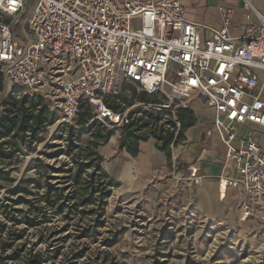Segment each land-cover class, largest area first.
Here are the masks:
<instances>
[{"label": "built area", "instance_id": "2783aa9c", "mask_svg": "<svg viewBox=\"0 0 264 264\" xmlns=\"http://www.w3.org/2000/svg\"><path fill=\"white\" fill-rule=\"evenodd\" d=\"M242 9L246 23L232 35L229 5L218 6L222 24L211 27L186 19L180 0H0V72L9 96H40L61 122L83 104L104 125L136 121L117 97L124 83L204 105L224 149L219 194L232 189L239 220L264 225V13L248 0ZM197 170L194 184L204 179Z\"/></svg>", "mask_w": 264, "mask_h": 264}, {"label": "rangeland", "instance_id": "374dc122", "mask_svg": "<svg viewBox=\"0 0 264 264\" xmlns=\"http://www.w3.org/2000/svg\"><path fill=\"white\" fill-rule=\"evenodd\" d=\"M8 88L0 72V119L11 117ZM140 93L124 83L117 96L134 107L135 118L149 111L139 104ZM152 99L167 105L158 125L174 137L180 131L177 110L194 115V124L165 148L149 136L133 155L121 146L123 127L91 120L84 107L70 122H61V113L47 107L54 121L35 141L0 139L7 141L0 144V153L7 154L0 158V167L7 164L0 173V264H28L33 255L40 264H264V225L240 221L234 201L226 204L230 196L214 202L215 188L188 179L206 139L218 141L211 133L212 111L195 102L183 107L161 95ZM106 131L112 134L104 143L94 137ZM69 143L77 148L56 156ZM86 154L113 185H100L98 172L90 177L92 167L74 178V159L80 162ZM211 157L209 151L203 162ZM30 178L33 182L24 184Z\"/></svg>", "mask_w": 264, "mask_h": 264}, {"label": "trees", "instance_id": "16d2710c", "mask_svg": "<svg viewBox=\"0 0 264 264\" xmlns=\"http://www.w3.org/2000/svg\"><path fill=\"white\" fill-rule=\"evenodd\" d=\"M156 95H148L144 92H141L139 95V100L143 103H157L156 101H152V97ZM151 98V99H150ZM8 102L10 106L12 107V110L6 109L11 114V117L0 119V139L7 137V138H13L18 139L20 141L25 140H32L35 141V137L37 133L41 130V128L44 125H47L51 122H53V115L49 112L47 105L44 103L43 99L40 96H33V97H22L21 99H14L13 97H8ZM2 103V100H0ZM6 104V103H5ZM84 109H88L87 105L83 104ZM114 108H117V105L113 104ZM89 110V109H88ZM86 113H89L88 115L91 116L90 110ZM145 118H137L136 121L130 123L129 125L123 127L125 131L124 135V141L121 146L126 147L127 150L132 153L133 155H136L138 151L137 144L140 140H146L149 136L154 137L157 140L161 141L160 148H165L166 145L171 143L172 141L178 142V138L180 134L182 133L183 129H187L188 127L192 126L194 124V115L191 110L189 109H178L177 110V118L178 122L180 124V131L177 135V137H174L173 132L167 131V129H163V124H160L161 121V114H163V111H156V110H149V111H143ZM170 122V121H167ZM5 123H7L5 125ZM79 124H83V120L79 121ZM111 131H106L103 134L100 133H94L95 138H99L101 142L107 141V139L111 136ZM68 142V141H67ZM1 145H7V141L0 142ZM77 148L76 145L69 143L67 146V149H62L60 151H57L56 156L59 152H65L71 154L73 149ZM96 154V153H95ZM93 154V156L95 155ZM7 154L6 152L0 153V158L4 159L6 158ZM83 158H80L81 161L78 162L76 158L74 159L78 169L75 173V177L79 176L80 173L84 171L85 168L92 167L93 172L90 175V177H93L96 172L99 173L101 182L100 185H113V182L109 179L107 173L102 170L100 165H98L96 162L94 163L92 159H90L89 155H83ZM82 160H85L86 162H83ZM74 164V163H72ZM7 164L3 167H0V173L6 172V170H3V168H6ZM50 168V167H49ZM52 169V168H50ZM33 179H27L24 181V184L32 183ZM51 191H59L57 189L58 187H55L54 185L46 184ZM57 199H60L61 197L56 194ZM36 221L27 220V223L30 225H36L34 223ZM18 235H15L14 237H17ZM10 258H14V256H10ZM28 264H40V260L36 258V255H33V258L30 259Z\"/></svg>", "mask_w": 264, "mask_h": 264}, {"label": "crops", "instance_id": "0c3cea01", "mask_svg": "<svg viewBox=\"0 0 264 264\" xmlns=\"http://www.w3.org/2000/svg\"><path fill=\"white\" fill-rule=\"evenodd\" d=\"M244 0H180L184 7V17L190 21H195L208 25L211 27H218L222 24V17L218 11L219 5H229L235 8V13L230 24V33L232 35H237L241 32L243 26L246 23V11L242 9V4ZM252 6L264 13V0H248ZM200 35L202 38L207 36V32L204 29L200 30ZM196 104V103H195ZM197 106L199 104H196ZM217 138V136H216ZM218 140V138H217ZM211 152L212 157L208 158L204 163L208 152ZM223 153L224 149L220 141L211 139L208 141L206 139L205 146L200 151L196 158V162L191 167H197L198 174L204 177L202 184L204 183L208 188H215V194L218 195L214 197V202L218 199H223L230 196L231 199L227 201V206L232 205L233 201L237 207V214L239 213V200L236 198L235 193L232 189L228 188L226 190L225 196L221 197L219 194V175L221 174V167L223 163ZM215 159V160H214ZM200 183V184H201ZM199 185V184H198ZM215 198V199H214ZM223 202V200H222ZM224 203V202H223ZM226 204H224L226 206ZM214 205V204H213Z\"/></svg>", "mask_w": 264, "mask_h": 264}, {"label": "bare ground", "instance_id": "6f19581e", "mask_svg": "<svg viewBox=\"0 0 264 264\" xmlns=\"http://www.w3.org/2000/svg\"><path fill=\"white\" fill-rule=\"evenodd\" d=\"M221 188H223V183L221 184ZM203 194H204V196H206V197H208V195H209V193L208 192H206V191H203Z\"/></svg>", "mask_w": 264, "mask_h": 264}]
</instances>
